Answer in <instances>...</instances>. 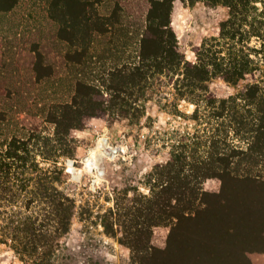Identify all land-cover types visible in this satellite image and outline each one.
Wrapping results in <instances>:
<instances>
[{
    "label": "rangeland",
    "instance_id": "obj_1",
    "mask_svg": "<svg viewBox=\"0 0 264 264\" xmlns=\"http://www.w3.org/2000/svg\"><path fill=\"white\" fill-rule=\"evenodd\" d=\"M4 1L7 5V0ZM85 1L87 6L83 0H67L58 7H66L74 18L81 7H98L100 12L122 7L121 20L139 26L149 7L148 0ZM175 1L170 11L171 28L179 51L193 62L196 46L218 37V23L227 16V7ZM48 6V0H17L11 10L0 11V139L12 133L24 138L34 136L47 140L53 151L63 153L54 164L61 172L59 176L55 174L59 179L54 184L74 202L69 229L59 237V249L48 257L47 263L206 264L213 252H217V264H239L243 254L249 260L255 257V263H264L261 255L264 252L256 248L247 250L253 246L244 231L224 236L221 241L212 238L219 223L226 219L222 201L210 195L205 198L207 209L203 215L182 221L171 236V225L149 224L146 228L151 212L147 200L156 183L154 178L159 179L155 172L162 171V165L178 144L191 140L209 144L212 139L217 140L219 147L233 148L236 160L246 154L254 159L257 155L264 158V148L259 147L257 140L252 143L232 130L227 136L220 134L227 130L223 126L227 120L214 119L209 114L211 109L199 98L201 92L195 90L193 95L181 96L177 74L167 70L156 73L142 91L134 89L130 95L118 88L114 90L109 76L101 73L100 64H107L106 60L86 63V68L82 64L80 69L96 74L92 80L97 86V92L93 90L91 95L93 104L80 115L81 126L71 128L70 123L62 121L56 135L55 124L46 122L45 115H50V105L55 101L71 102L75 80L67 72L65 44L56 39L57 25L48 16ZM257 6L260 8V3ZM246 44L251 57L259 58L254 49L259 47L260 39L247 37ZM33 48L44 56L45 66L38 73L52 69L50 76L38 81L33 70ZM126 48L130 52L133 47ZM260 69L263 73L256 71L254 77L249 74L236 84L214 77L205 83L207 95L217 98L234 95L247 82L264 79L262 63ZM85 80L92 83L88 77ZM248 141L252 150H246ZM105 143L118 149L107 154ZM34 153L40 160L41 152ZM255 164L247 165L261 168L264 178V160ZM39 165L53 167L50 161L40 160ZM202 186L207 192L218 193L220 180L206 178ZM252 191L256 200L253 208L262 210L264 221V182ZM139 240L150 247V255L133 252L130 245L136 247ZM0 264L33 262L28 259L24 263L9 245L1 244Z\"/></svg>",
    "mask_w": 264,
    "mask_h": 264
},
{
    "label": "trees",
    "instance_id": "obj_2",
    "mask_svg": "<svg viewBox=\"0 0 264 264\" xmlns=\"http://www.w3.org/2000/svg\"><path fill=\"white\" fill-rule=\"evenodd\" d=\"M172 1L148 0L149 7L142 26H139L121 20L122 7L102 12L98 7H81L80 14L74 18L66 7H58L64 6L67 0H48V16L57 25L56 39L65 44L63 56L67 72L75 80L71 102L55 101L50 105V115H45L46 122L55 124L56 135L60 133L62 121L70 123L71 128L81 126L80 115L93 104L91 95L97 86L92 80L96 74L83 71L79 66L83 64L86 68V63L96 64L104 59L108 63L100 64L101 73L109 76L114 90L118 88L130 95L134 94V89L142 91L156 73L167 70L177 74L181 96L193 95L195 90L201 92L199 98L211 109L209 114L214 119L227 120L223 126L228 131L220 134L227 136L232 130L252 143L257 140L261 144L259 147L264 148V79L247 82L241 90L226 98L207 95L205 85L214 77L236 84L247 75L254 77L256 71H262L264 0H181L188 5L202 2L208 6L227 7V16L218 23V37L196 46L193 62L187 61L178 49L177 37L170 24ZM4 2L0 0V11L3 12L11 10L17 0H7V5ZM83 2L87 6V1ZM99 2L101 0L95 1ZM251 36L260 39L259 47L254 49L255 55H260L256 59L251 57L246 44L247 37ZM129 46L133 47L131 53L126 48ZM36 49H32L35 52L33 70L38 81L50 76L52 69L38 73L45 64L44 56ZM87 77L92 83L85 80ZM78 99L82 101L78 102ZM46 141L14 133L0 139V245H9L24 263L30 259L33 264H49L48 257H53L59 249L58 239L68 231L74 209L73 200L54 184L59 179L55 174H61L54 164L63 153L53 151ZM216 141L209 139L207 144L206 141L191 140L178 144L171 158L162 165V171L155 172L159 179L154 178L156 183L147 200L151 203V212L146 228L149 224L171 225V236L182 221L203 215L207 209L205 198L210 195L222 201L226 219L217 228H212H216L217 233L211 234L212 238L221 241L224 236L244 231L253 246L247 250L256 248L264 252L261 246L264 243L263 212L253 208L256 200L252 191L264 182V178L261 168L247 165L254 163L255 166V162L264 158L257 155L254 159L246 154L236 160L233 148L219 147ZM250 141L246 150L251 146ZM48 146L49 149L41 150ZM35 150L41 152V161H50L53 167L40 166ZM210 177L220 180L218 193L203 188L204 180ZM142 241L139 240L136 247H130L133 252L150 255V247ZM215 257L218 258L217 252H213L209 260L205 257L204 263L217 264ZM238 262L251 264L244 254Z\"/></svg>",
    "mask_w": 264,
    "mask_h": 264
},
{
    "label": "crops",
    "instance_id": "obj_3",
    "mask_svg": "<svg viewBox=\"0 0 264 264\" xmlns=\"http://www.w3.org/2000/svg\"><path fill=\"white\" fill-rule=\"evenodd\" d=\"M181 2L182 3H185L183 1H181ZM174 4H176V1L175 0L172 1V6L171 7H174ZM185 4H187V3H185ZM261 255L264 256V253H262ZM262 260H264V257L262 258ZM250 262H251V264H264V263H255V257L254 258H251L250 259Z\"/></svg>",
    "mask_w": 264,
    "mask_h": 264
},
{
    "label": "water",
    "instance_id": "obj_4",
    "mask_svg": "<svg viewBox=\"0 0 264 264\" xmlns=\"http://www.w3.org/2000/svg\"><path fill=\"white\" fill-rule=\"evenodd\" d=\"M117 149H118V147H114V148L106 147L105 151H106V153H111V152L116 151Z\"/></svg>",
    "mask_w": 264,
    "mask_h": 264
},
{
    "label": "bare ground",
    "instance_id": "obj_5",
    "mask_svg": "<svg viewBox=\"0 0 264 264\" xmlns=\"http://www.w3.org/2000/svg\"><path fill=\"white\" fill-rule=\"evenodd\" d=\"M105 147H110V148H113L111 145L109 146V145H107L106 143H105V145H104V148ZM113 153V152H112ZM107 154H110V153H107Z\"/></svg>",
    "mask_w": 264,
    "mask_h": 264
}]
</instances>
